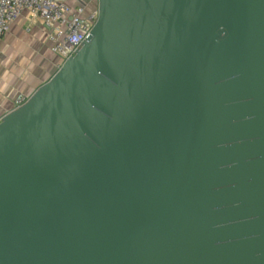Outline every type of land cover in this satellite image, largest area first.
Instances as JSON below:
<instances>
[{
	"label": "water",
	"instance_id": "1",
	"mask_svg": "<svg viewBox=\"0 0 264 264\" xmlns=\"http://www.w3.org/2000/svg\"><path fill=\"white\" fill-rule=\"evenodd\" d=\"M0 119V264H264V0H97Z\"/></svg>",
	"mask_w": 264,
	"mask_h": 264
},
{
	"label": "crops",
	"instance_id": "2",
	"mask_svg": "<svg viewBox=\"0 0 264 264\" xmlns=\"http://www.w3.org/2000/svg\"><path fill=\"white\" fill-rule=\"evenodd\" d=\"M71 8H97V0H66ZM62 59L50 52L47 29L23 12L0 40V119L14 110L19 95L30 97L59 69Z\"/></svg>",
	"mask_w": 264,
	"mask_h": 264
},
{
	"label": "built area",
	"instance_id": "3",
	"mask_svg": "<svg viewBox=\"0 0 264 264\" xmlns=\"http://www.w3.org/2000/svg\"><path fill=\"white\" fill-rule=\"evenodd\" d=\"M38 18L47 29L49 50L64 62L81 48L97 21V8L86 11L84 6L71 8L66 0H0V40L11 24L23 13ZM19 95L14 109L27 101Z\"/></svg>",
	"mask_w": 264,
	"mask_h": 264
}]
</instances>
